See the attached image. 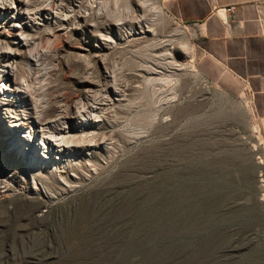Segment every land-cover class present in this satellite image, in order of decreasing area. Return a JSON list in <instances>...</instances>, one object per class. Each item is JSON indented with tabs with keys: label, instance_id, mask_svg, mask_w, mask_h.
I'll use <instances>...</instances> for the list:
<instances>
[{
	"label": "rangeland",
	"instance_id": "1",
	"mask_svg": "<svg viewBox=\"0 0 264 264\" xmlns=\"http://www.w3.org/2000/svg\"><path fill=\"white\" fill-rule=\"evenodd\" d=\"M177 1L54 0L58 17L25 30L42 49L55 38L38 60L0 40L34 86L29 138L0 123V264H264L262 47L229 69ZM138 20L152 31L131 34ZM81 104L93 118L77 126ZM43 138L54 162L30 165L15 144Z\"/></svg>",
	"mask_w": 264,
	"mask_h": 264
},
{
	"label": "crops",
	"instance_id": "2",
	"mask_svg": "<svg viewBox=\"0 0 264 264\" xmlns=\"http://www.w3.org/2000/svg\"><path fill=\"white\" fill-rule=\"evenodd\" d=\"M177 5L173 9V3L169 13L192 24L205 51L229 69L235 62L245 68L256 56L254 46L261 45L260 70L250 82L264 99V0H179ZM261 109L259 121L264 125V102Z\"/></svg>",
	"mask_w": 264,
	"mask_h": 264
},
{
	"label": "bare ground",
	"instance_id": "3",
	"mask_svg": "<svg viewBox=\"0 0 264 264\" xmlns=\"http://www.w3.org/2000/svg\"><path fill=\"white\" fill-rule=\"evenodd\" d=\"M49 2H46V5L38 8L37 10L31 11V5L33 0H0V29L3 28V24H5L6 22H8V25L11 27V29L13 30V33L16 32H20L18 37L16 38V40H19L17 44H14L13 42L8 41L7 39V35L10 36V33L8 32H4V31H0V32H4L3 36H2V40L3 41H8V43H10V49L12 50L11 52L13 53V49L18 47V48H25L27 50L28 53V58H30L31 60H38L39 56L41 55V53H49L50 48L49 47L54 41L55 38H53V40H51L48 43V47H45L44 49H42V47H38L39 43L36 44L35 42L37 41H32L31 37L28 36V32L25 33V30H29V27H32L33 25L29 23V21H32L33 23H35L36 19H41V17L43 16V18H47L49 19L50 17H58V12H54L53 11V7L52 3L54 2V0H48ZM62 1V0H60ZM91 4L90 7L91 9H94V7H98L99 10H103L102 6L105 4L106 6V0H90ZM117 3V1H116ZM34 4V3H33ZM54 4V3H53ZM57 4V3H56ZM60 5V3L58 4ZM57 5V6H58ZM108 8V7H107ZM106 11V10H105ZM88 12V11H87ZM87 12H84L83 14H80V20L76 21V24H82V23H88V14ZM153 12L155 14V19H163L165 18V13L163 11L162 8L158 7V6H153ZM61 13V12H60ZM63 13V12H62ZM66 13V12H65ZM89 13V12H88ZM100 13V12H99ZM9 14H12L13 16H9ZM42 15V16H41ZM123 15V14H122ZM132 15V14H131ZM33 16V17H32ZM119 16V14H118ZM10 17V18H9ZM63 17V16H62ZM67 17V16H66ZM122 17V16H121ZM133 17V16H132ZM13 18V20H12ZM78 18V16H77ZM130 18V16H129ZM123 19V18H122ZM121 19V20H122ZM68 20V19H67ZM56 21V20H55ZM43 22V21H42ZM138 24H137V28L138 30H136L134 27H131V29L129 30L131 34L133 35H138L140 33H146L147 31H152L151 29H146V26H144L142 24V22L140 20H138ZM45 24V23H43ZM90 24V23H89ZM119 25L122 23H118ZM35 26V25H34ZM5 27V26H4ZM40 27V26H39ZM151 27V26H148ZM54 30V29H53ZM154 30V29H153ZM51 31V30H50ZM57 31V30H56ZM50 33V32H49ZM32 34V32H31ZM59 36V33H56ZM62 36V35H61ZM60 36V37H61ZM35 37V36H34ZM59 37V38H60ZM105 38V37H104ZM32 39H33V35H32ZM35 39V38H34ZM48 39V38H47ZM39 41V40H38ZM58 41V40H57ZM2 42V41H1ZM42 42V41H41ZM40 42V43H41ZM56 42V41H55ZM54 43V42H53ZM57 44V43H56ZM42 45V43H41ZM54 44H52L53 46ZM45 46V45H44ZM47 46V45H46ZM58 46V45H57ZM84 46V45H83ZM13 48V49H12ZM57 48V47H56ZM185 50H188V52L193 53V47H191L189 44L185 45L184 47ZM55 50V49H54ZM18 51V50H17ZM52 52V50L50 51ZM188 54V53H187ZM84 56V55H83ZM4 58V57H3ZM7 59V58H6ZM17 59V58H16ZM89 59V58H88ZM87 61V60H86ZM38 63V62H37ZM31 62H28V67H29V73L26 76H23L19 81H16V79H13L11 83H8L9 78H13V76L15 75V71H17L18 69V65L13 66L12 64H3V70L5 71V76L8 79L7 82H5V88L6 90L10 89L13 90L14 92H18L20 95H22L25 99V104L26 105H30L31 104V90L33 88L34 90V86L32 87L31 84V77H32V70H31ZM195 68V67H193ZM34 76V75H33ZM11 78V79H12ZM42 86V85H40ZM37 87V86H35ZM37 89V88H36ZM39 89V88H38ZM117 92V91H116ZM96 96V95H94ZM103 98V97H102ZM101 98V100H103ZM35 102V101H34ZM102 102L99 100V103ZM97 103V102H96ZM84 104V103H83ZM82 105V104H81ZM87 105V104H86ZM69 106V105H68ZM90 106V105H89ZM105 106V105H104ZM103 106V108H104ZM77 113H78V119L80 121H78L77 126H81L82 124H87L88 122H90V120L93 117H89L87 115V110L86 107L84 105L82 106H78L77 107ZM96 113V112H95ZM97 115V114H96ZM61 118V117H60ZM65 118V117H64ZM12 126H16V124L12 123ZM43 126V125H42ZM50 135V134H49ZM62 135V134H60ZM64 135V134H63ZM24 137H28V133H24V135H22ZM47 136V135H46ZM51 136V135H50ZM58 136V135H57ZM26 137V138H27ZM33 137V136H32ZM55 137V135L53 136ZM63 137V136H62ZM29 138V137H28ZM10 139L11 142H16L18 143L20 141L19 136L17 134L12 133L10 135ZM55 139V138H54ZM60 138H56V140H59ZM23 140V139H22ZM42 141V140H41ZM38 142V143H33L31 142V140L26 139L24 141V150L22 148H18L17 144H15L16 150L18 149V152L21 155H25L27 157V161L30 165L33 166H38L42 161L43 158H48L49 159V163H53L54 161L52 160V157L49 156L48 153V145L46 144V140H44L42 142ZM60 142V141H57ZM56 143V142H55ZM19 144V143H18ZM61 145V144H60ZM58 145V146H60ZM95 145V144H94ZM70 146V145H69ZM23 147V146H22ZM24 153V154H23ZM67 158V157H66ZM8 188V187H7ZM6 188V189H7Z\"/></svg>",
	"mask_w": 264,
	"mask_h": 264
},
{
	"label": "built area",
	"instance_id": "4",
	"mask_svg": "<svg viewBox=\"0 0 264 264\" xmlns=\"http://www.w3.org/2000/svg\"><path fill=\"white\" fill-rule=\"evenodd\" d=\"M228 9L230 10L231 8H228ZM9 16H13V15L9 14ZM0 31H4V32L6 31L10 33V36L7 35L8 41L13 42L14 44L18 43L19 40H16V38L18 37L20 32L13 33V30L8 25V22L3 24V28H1ZM4 32H0V40H2V36ZM0 44H1V41H0ZM3 64H12L13 66H16L17 62H15V60L11 58L5 60L4 63L0 61V123L2 125L5 124V126L6 125L12 126V123H14L16 124L17 128L14 127L13 132L16 133V131H18L19 134L23 133L24 135L25 132H29L25 126L30 116L27 115L25 112H27L28 109L33 107L32 99H31V104L26 105L24 97L20 95L17 91L14 92L13 90H10V89L8 90L4 89L5 82H7L8 79L5 76L6 73L2 67ZM16 72L17 71H15V75L13 76V78L11 77L12 79L9 78L8 83H11L13 79H16V81H19ZM17 111H21L22 113H19ZM27 113L29 114V112ZM259 176H260V186H261V189H263L264 188V176L262 173ZM262 200L264 201V195H262Z\"/></svg>",
	"mask_w": 264,
	"mask_h": 264
}]
</instances>
